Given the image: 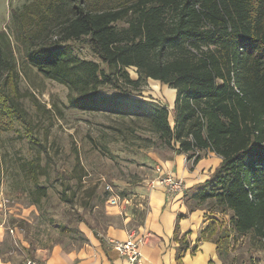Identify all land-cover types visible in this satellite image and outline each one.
Here are the masks:
<instances>
[{
    "label": "trees",
    "instance_id": "obj_1",
    "mask_svg": "<svg viewBox=\"0 0 264 264\" xmlns=\"http://www.w3.org/2000/svg\"><path fill=\"white\" fill-rule=\"evenodd\" d=\"M35 3L40 13L31 20L39 30L27 35L24 29L31 43L27 61L69 88V105L143 117L178 152L205 149L222 157L211 176L186 194L190 210L211 202V212H233L231 222L239 234L254 232L264 240V0ZM40 33L55 38L39 42ZM75 40L89 44L97 60L75 54ZM148 79L176 91L172 108L145 98L141 87ZM20 81L13 50L0 45V131H19L37 146L26 166L41 195V150L47 145L22 104L26 93ZM106 85L115 90L112 95L102 92ZM30 97L37 100L34 93ZM66 174L57 171L60 177ZM192 200L199 206H191ZM79 221L86 222L81 216ZM221 224L211 220L201 235L219 249ZM189 247L181 240L179 255Z\"/></svg>",
    "mask_w": 264,
    "mask_h": 264
},
{
    "label": "rangeland",
    "instance_id": "obj_2",
    "mask_svg": "<svg viewBox=\"0 0 264 264\" xmlns=\"http://www.w3.org/2000/svg\"><path fill=\"white\" fill-rule=\"evenodd\" d=\"M37 12L40 13L35 0H0V45L13 50L21 75V91L26 93L21 98L22 104L47 145L46 150H41L44 174L39 175L38 183L45 189L44 194L39 195L26 166L36 157L37 146L29 143L19 131H0V261L31 258L33 253L38 255L39 250H49L55 245L78 246L90 229L102 236L131 205L141 212L148 209L154 189H163L166 200L172 199L173 196L167 194L169 186L158 184L167 185L168 177L185 184L186 189L177 194L192 192L195 188L189 191L182 177L164 167L169 161L179 163L178 157L190 167L209 155L205 149L178 152L163 143L143 117H124L109 109L70 106L69 88L47 78L27 61L25 52L31 43L25 41L24 29L26 27L27 35L39 30L31 20ZM23 18L27 26L21 22ZM44 38L50 41L55 34L49 33L46 37L40 33L37 40ZM72 44L75 54L81 58L97 60L86 42L75 40ZM128 69L131 77H138L134 67ZM141 91L145 98L173 107L174 89L148 79ZM102 92L112 95L115 90L106 85ZM31 93L37 100L30 97ZM57 171L67 173L66 177L58 176ZM74 191V201L70 202L68 198ZM112 198H118V202L113 204ZM190 204L199 206L193 200ZM203 205L208 210L207 206L212 204ZM212 214L215 221L222 223L217 230L222 239L220 262L210 264H264L262 238L254 232L239 234L231 222L233 212L230 210H214ZM78 215L86 222L79 221ZM131 223L132 220L128 224L127 238L131 233L136 235L141 240V250L149 234L139 232L136 223ZM112 241L125 240L113 239L111 245Z\"/></svg>",
    "mask_w": 264,
    "mask_h": 264
},
{
    "label": "crops",
    "instance_id": "obj_3",
    "mask_svg": "<svg viewBox=\"0 0 264 264\" xmlns=\"http://www.w3.org/2000/svg\"><path fill=\"white\" fill-rule=\"evenodd\" d=\"M175 161H169L164 169L167 168L182 177L190 191L211 176L221 163L222 157L209 151L208 157L201 158L190 167L182 162V158L178 157L179 163ZM138 210L137 206L128 207L126 214L116 217L115 222L108 226L102 236L95 235L94 230L90 229L84 242L78 246L64 248L55 245L49 250H39L38 255L33 253L29 257L39 258L44 264H129L112 247L111 240H126L128 224L132 220L131 224L136 223L139 232L149 234L147 242L141 246L142 264L220 262L218 245L201 237L207 224L215 220L211 217L212 212L205 207L190 210L185 193L166 200L163 189H154L150 193L147 211ZM183 239L188 241L190 247L181 256L178 250ZM24 260H1L0 264H21Z\"/></svg>",
    "mask_w": 264,
    "mask_h": 264
},
{
    "label": "built area",
    "instance_id": "obj_4",
    "mask_svg": "<svg viewBox=\"0 0 264 264\" xmlns=\"http://www.w3.org/2000/svg\"><path fill=\"white\" fill-rule=\"evenodd\" d=\"M166 182L167 185L160 182L158 184L169 186V191L167 194L171 197L186 189L185 184L184 186L179 184V181L173 179L172 177H168ZM117 199L118 198H112L110 201L114 204L118 202ZM128 237L129 238H127L125 241H112V246L119 253V255L127 258L130 264H141L142 252L139 247L141 240L137 239L136 235L133 233H131V235ZM21 264H44V262L39 258H27Z\"/></svg>",
    "mask_w": 264,
    "mask_h": 264
}]
</instances>
